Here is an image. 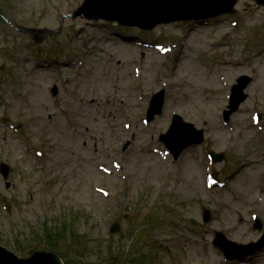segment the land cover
<instances>
[{
	"label": "rangeland",
	"instance_id": "374dc122",
	"mask_svg": "<svg viewBox=\"0 0 264 264\" xmlns=\"http://www.w3.org/2000/svg\"><path fill=\"white\" fill-rule=\"evenodd\" d=\"M1 1L5 20L0 16V67L5 72L0 68V97L11 103L13 111L0 107V119L10 121L21 132L11 133L0 126V164L10 167L11 183L6 190L0 176V244L19 257L52 247L37 237L33 227L47 216H51L46 224L52 243L60 242L61 252L66 257L77 255L82 264H125V258L126 264H219L223 259L211 244L216 232L238 244L259 239L261 233L253 229L250 215L259 214L264 224V202L254 203L255 196L264 200V145L253 130L252 112L236 113L230 128H223L226 99L216 78L226 71L202 61L203 52H219L210 42L224 45L222 36L230 16L190 29L186 47L177 55L161 58L153 49H137L140 37L133 36V30H120L105 22L65 19L59 33L61 13L71 14L83 0ZM263 10L252 1L240 0L236 20L244 26L229 31L228 49L223 50L227 61L256 59L248 62L251 68L245 64L238 67L239 72H226L229 83L240 75L254 78L250 97L239 112L256 107L259 100L253 95L257 92V98H264ZM178 30L175 27L172 35L179 39ZM156 31L162 33L159 28ZM33 45H40L39 51ZM166 67L174 68L164 71ZM135 68L141 71L139 78ZM163 84L167 85L164 112L146 126L142 120L148 100ZM53 88L58 90L56 96ZM122 104L125 112L120 114ZM174 113L205 129L208 137L199 148L185 150L178 160L164 162L155 153L164 151L158 137L169 128ZM261 120L264 126V113ZM125 124L131 129L126 130ZM89 128L91 134L86 133ZM24 136L30 146L45 152L43 159L26 151ZM232 145L245 161L228 156L225 167L216 164V174L226 179L227 188L205 190L206 150L226 152ZM114 161L121 169H114ZM44 164L46 173L42 172ZM100 166L113 170L112 176L104 175ZM244 187L251 188L250 194H238L242 195L239 200L235 195ZM96 188L107 190L110 197L103 198ZM157 195L162 205L165 195L164 206L172 202L176 207L175 224L166 225V210L150 209L149 201ZM202 206L214 213L208 224L201 221ZM140 208L145 211L137 216ZM73 223L76 233L87 239H70ZM113 224L119 226V232L110 233ZM170 228L173 234L167 236ZM244 229H251L252 237L246 239ZM157 230L159 241L155 245L147 242ZM167 238L170 240L165 241ZM33 242L39 243L33 247ZM183 249L189 251L190 260ZM262 253L246 262L264 264Z\"/></svg>",
	"mask_w": 264,
	"mask_h": 264
},
{
	"label": "water",
	"instance_id": "95a60500",
	"mask_svg": "<svg viewBox=\"0 0 264 264\" xmlns=\"http://www.w3.org/2000/svg\"><path fill=\"white\" fill-rule=\"evenodd\" d=\"M257 1H259V3L264 4V0H257ZM92 2L93 0H90L87 6H85L82 11V14L90 18L96 17L90 14ZM0 264H58V263L50 260L49 257L44 255H36L35 257L27 261H15L10 256L0 252Z\"/></svg>",
	"mask_w": 264,
	"mask_h": 264
},
{
	"label": "bare ground",
	"instance_id": "6f19581e",
	"mask_svg": "<svg viewBox=\"0 0 264 264\" xmlns=\"http://www.w3.org/2000/svg\"><path fill=\"white\" fill-rule=\"evenodd\" d=\"M189 191H190V189H189ZM248 238H249V235L246 236V239H248ZM182 252H183V254L186 256V258H188L187 260H190L191 256H190L189 251L183 249ZM179 264H180V263H179ZM189 264H193V262H192V261H189Z\"/></svg>",
	"mask_w": 264,
	"mask_h": 264
}]
</instances>
